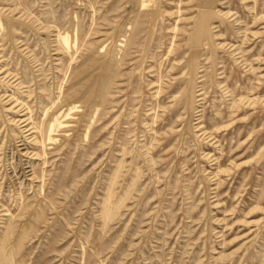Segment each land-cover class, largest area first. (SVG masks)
<instances>
[{
    "label": "rangeland",
    "instance_id": "rangeland-1",
    "mask_svg": "<svg viewBox=\"0 0 264 264\" xmlns=\"http://www.w3.org/2000/svg\"><path fill=\"white\" fill-rule=\"evenodd\" d=\"M0 264H264V0H0Z\"/></svg>",
    "mask_w": 264,
    "mask_h": 264
}]
</instances>
